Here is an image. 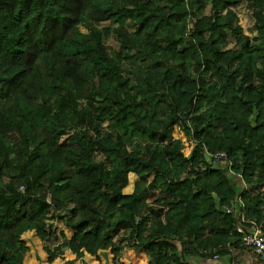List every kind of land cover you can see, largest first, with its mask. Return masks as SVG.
<instances>
[{"label": "trees", "instance_id": "trees-1", "mask_svg": "<svg viewBox=\"0 0 264 264\" xmlns=\"http://www.w3.org/2000/svg\"><path fill=\"white\" fill-rule=\"evenodd\" d=\"M240 2L210 0L206 16L204 0H0V264H29L19 251L185 264L236 250L240 215L225 210L238 197L264 234V192L202 152L264 183V0L245 7L256 38ZM49 221L65 229L52 250Z\"/></svg>", "mask_w": 264, "mask_h": 264}, {"label": "built area", "instance_id": "built-area-1", "mask_svg": "<svg viewBox=\"0 0 264 264\" xmlns=\"http://www.w3.org/2000/svg\"><path fill=\"white\" fill-rule=\"evenodd\" d=\"M203 156L206 162L214 168L221 167L225 170V175L229 179L236 180L244 191L246 184L243 182L242 175L235 172L233 169V163L228 159L227 155L223 152L209 153L205 148H202ZM23 191V189H19ZM50 197L47 196L46 201L49 202ZM234 210L240 215V225L236 228L237 234L240 236V243L243 248L252 252L256 257L255 264H264V234L259 226L254 222L247 221L244 217V205L241 197H238L231 203V207L225 210L226 214H232ZM202 258H207L212 262H217L221 254L226 255L229 258L228 264H239L236 256V252L232 246L225 244L219 246L214 251L202 252ZM166 264H177L174 262ZM185 264H191L186 262Z\"/></svg>", "mask_w": 264, "mask_h": 264}, {"label": "rangeland", "instance_id": "rangeland-1", "mask_svg": "<svg viewBox=\"0 0 264 264\" xmlns=\"http://www.w3.org/2000/svg\"><path fill=\"white\" fill-rule=\"evenodd\" d=\"M204 1L207 2V6H208L207 7V11H205V14L207 16L208 15V10H209V1L210 0H204ZM247 4H248L247 0H241L240 5L238 7L237 13L240 16H242V19L245 22V25H244L245 31L250 36L256 37L257 36V32L253 28L254 20L251 17L250 13L245 11V7H247ZM112 28L113 27L110 26L108 23H103L101 25V30L102 31H104V30H107V31L109 30L110 31L109 37L107 39H103V44L108 46L110 49H112L114 51H117L118 50V44H117V42L114 39V34L112 32ZM232 48H233L232 43H230V44H228L226 46V49H232ZM134 60H135L134 58H130L129 59V61H130L129 64H131V63L134 64L135 63ZM127 66H129V65L127 64ZM142 69H145V67L142 66ZM102 130L103 131L107 130V123L102 125ZM131 150L141 151L142 150V145H138L137 143H134L132 145V147H131ZM137 181H138V178L136 177L135 181H134V184ZM134 184H133V186H134ZM123 193H125V192L123 191ZM70 207L71 206H69V208ZM63 225L64 224H63L62 221H49L48 222V226H49V230H50L49 232L55 231L56 233H53V235L49 238V240L46 241V242H43L41 245L42 246H46L48 250H52L54 247H56L62 241L61 238H60L59 233H60L61 230L65 231ZM120 246H122V245H117L116 246V250H117L116 251V255H118L120 253V250H121ZM19 253H20V256H21V258L23 260H27V259L29 260V264H39V259H38V256H37L35 251L32 254H29L27 251H19ZM124 255H126V248H125V254ZM102 256L104 257L105 254H103ZM105 261H106V259H105ZM105 264H106V262H105Z\"/></svg>", "mask_w": 264, "mask_h": 264}, {"label": "crops", "instance_id": "crops-1", "mask_svg": "<svg viewBox=\"0 0 264 264\" xmlns=\"http://www.w3.org/2000/svg\"><path fill=\"white\" fill-rule=\"evenodd\" d=\"M256 37H254V38H256ZM133 187H132V190L129 193H123V192L122 193L124 195H130L132 193V191H133ZM258 191L259 192H264V183L263 184H260V185H252V186L247 185L246 188L244 189V192L250 193V194H253V193L258 192ZM262 209L264 211V201H263V208ZM245 219L247 221L253 222V221L247 219L246 217H245ZM53 233H56V232H53ZM120 248H121L120 253L118 255H116V256L117 257L118 256H122V257L125 256L126 257V255H124L125 254V246L122 245V246H120ZM235 252H236V256H237V260H238V263L239 264H247V262L249 261V259L253 256V254H252L251 251L243 248L241 245L239 246V248H237L235 250ZM100 255H101L102 264H105V259H104L105 256L104 257L102 256L103 253H101ZM186 261L189 262V263H191V264H228L229 263V258L226 255L221 254L220 255V258H219V260L217 262H212V261H210L207 258H201V257L200 258L199 257H197V258H190V259H188Z\"/></svg>", "mask_w": 264, "mask_h": 264}]
</instances>
